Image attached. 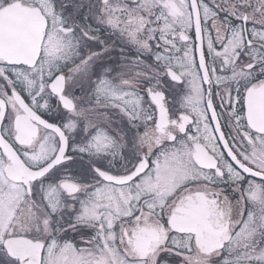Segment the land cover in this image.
<instances>
[{"label": "snow or ice", "instance_id": "obj_1", "mask_svg": "<svg viewBox=\"0 0 264 264\" xmlns=\"http://www.w3.org/2000/svg\"><path fill=\"white\" fill-rule=\"evenodd\" d=\"M0 264H264V0H0Z\"/></svg>", "mask_w": 264, "mask_h": 264}]
</instances>
